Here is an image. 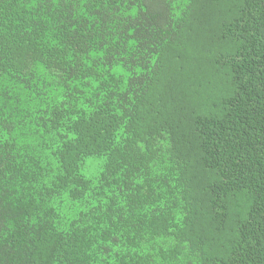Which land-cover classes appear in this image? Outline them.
<instances>
[{
  "label": "trees",
  "instance_id": "1",
  "mask_svg": "<svg viewBox=\"0 0 264 264\" xmlns=\"http://www.w3.org/2000/svg\"><path fill=\"white\" fill-rule=\"evenodd\" d=\"M0 264H264V0H0Z\"/></svg>",
  "mask_w": 264,
  "mask_h": 264
}]
</instances>
